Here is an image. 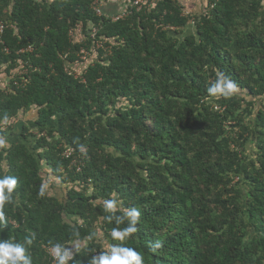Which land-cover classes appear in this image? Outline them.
Instances as JSON below:
<instances>
[{"label":"trees","instance_id":"trees-1","mask_svg":"<svg viewBox=\"0 0 264 264\" xmlns=\"http://www.w3.org/2000/svg\"><path fill=\"white\" fill-rule=\"evenodd\" d=\"M94 1L0 0V177L18 178L0 240L31 236L32 264H56L57 243L89 264L98 230L119 243L114 198L141 210L125 243L145 264H264V0L196 16L155 0L116 21L126 0ZM218 73L230 98L208 92Z\"/></svg>","mask_w":264,"mask_h":264},{"label":"clouds","instance_id":"clouds-1","mask_svg":"<svg viewBox=\"0 0 264 264\" xmlns=\"http://www.w3.org/2000/svg\"><path fill=\"white\" fill-rule=\"evenodd\" d=\"M91 27V33L93 28L96 29L93 34L94 36L97 32V27ZM73 31H70V35L73 36L74 34L78 40H82L80 27H77L76 30ZM83 59H85V57ZM237 91L238 88L235 82L230 80L224 73H218L216 81L208 88L210 95H220L226 98H230ZM0 144H3L2 140H0ZM17 184L18 178L16 176L5 175L0 177V226L7 225L4 207L6 204H10L12 202V193L16 189ZM39 194L43 196V187L41 188ZM120 206V202L114 198L104 201V211L107 213L104 219L109 223L114 222L115 225H117V227H113L111 229V237L119 243L113 244L109 247L102 235H99L98 238L103 244V251L94 250L93 256L89 260V264H145L144 254L125 243V241L130 239L133 234L139 231L137 225L140 222L142 214L141 210L138 207L133 206L128 208L123 215H116L117 209ZM122 224L125 226L122 228L118 227ZM31 243V236L26 238L23 243H17L10 240H0V264H32L30 251L28 247H26V245H31ZM160 247V241H157L153 245L154 249ZM52 253L53 258L56 260V264H68V261L73 259L72 251L70 249H65L59 243L52 246Z\"/></svg>","mask_w":264,"mask_h":264},{"label":"built area","instance_id":"built-area-1","mask_svg":"<svg viewBox=\"0 0 264 264\" xmlns=\"http://www.w3.org/2000/svg\"><path fill=\"white\" fill-rule=\"evenodd\" d=\"M124 1V0H122ZM121 1V2H122ZM115 0H106V3L107 4H112L114 3ZM125 4L122 5V8L118 11H116L115 14H105V17L106 18H109L110 21H116L117 19H123L124 17H127L128 15H130L132 13V11H139L140 9H142L144 6H150L151 5H154L155 3V0H130L129 2L126 0V2H124ZM94 6H93V10L95 12L96 15H101L102 14V7L104 6V3H98L97 0H95L93 2ZM115 4V3H114ZM77 27H80V26H77ZM1 28H0V32H1ZM96 29L93 28L92 29V33H91V37H93V34L95 33ZM80 53L82 54V58H84V55H85V52L84 50H81ZM3 129V127H2ZM82 151L84 152V149H82ZM72 149H66L64 152H63V156L65 158H69L72 154ZM70 165L72 167H75V170L76 171H80L84 165V162L82 160V157L80 158H77V157H74L72 160H71V163Z\"/></svg>","mask_w":264,"mask_h":264},{"label":"rangeland","instance_id":"rangeland-1","mask_svg":"<svg viewBox=\"0 0 264 264\" xmlns=\"http://www.w3.org/2000/svg\"><path fill=\"white\" fill-rule=\"evenodd\" d=\"M207 1L208 0H187L185 6L183 8V13L184 14L189 13L193 16L199 15V14L203 13L204 11H206V10H204V8L206 9V6L208 5ZM202 10H204V11H202ZM19 118H21V120H25L24 116H21ZM52 179L53 178L51 177L50 180H52ZM54 181H56V179ZM48 190H49L50 194L55 192V190L52 189L49 184H48ZM95 231H96V228H95ZM97 233L99 236V234H100L99 231ZM85 243H86L85 241L81 242L82 245H85Z\"/></svg>","mask_w":264,"mask_h":264}]
</instances>
